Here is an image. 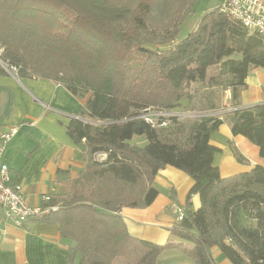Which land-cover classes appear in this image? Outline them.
Segmentation results:
<instances>
[{
  "label": "trees",
  "instance_id": "1",
  "mask_svg": "<svg viewBox=\"0 0 264 264\" xmlns=\"http://www.w3.org/2000/svg\"><path fill=\"white\" fill-rule=\"evenodd\" d=\"M195 5L0 0V74L15 69L20 78L51 80L83 101L64 128L84 149L85 165L61 202L51 199L42 205L50 208L45 214L29 218L58 226L67 264H157L168 250L189 264H217L211 247L232 264H264V166L223 177L214 162L219 149L209 141L226 120L231 133L248 139L264 158V103L222 118H174L167 127L137 118L145 108L219 109L213 91L198 99L204 87L230 89L237 105L249 71L264 69L259 34L220 4L177 39ZM233 154L244 160L237 150ZM165 166L184 171L193 183L182 219L170 239L157 244L132 236L121 210L149 206L158 194L154 178ZM196 194L200 205L193 209Z\"/></svg>",
  "mask_w": 264,
  "mask_h": 264
},
{
  "label": "crops",
  "instance_id": "2",
  "mask_svg": "<svg viewBox=\"0 0 264 264\" xmlns=\"http://www.w3.org/2000/svg\"><path fill=\"white\" fill-rule=\"evenodd\" d=\"M245 82L237 105L232 103L230 89L204 87L198 93L204 97L217 91L215 106L231 111L264 103V69H251ZM82 104L63 85L51 80L20 78L8 69L6 74H0V129L18 126L3 160L10 169L11 180L21 186L28 205L42 206L45 195L61 202L71 180L84 167V149L70 139L64 128ZM209 141L219 149L214 162L223 177L249 171L257 164L264 166L258 148L245 137L233 135L226 120L210 134ZM234 149L243 156L242 162L235 158ZM95 157L102 159L105 155L98 153ZM192 183L191 177L180 169H160L154 178L158 191L154 201L145 208H122L128 232L157 244L167 242ZM191 203L193 209L199 207L197 194L192 195ZM66 248L67 242L56 224L28 219L16 226L0 207V264H67ZM220 252L217 247L210 248L217 264H232ZM184 262V256L176 250L164 251L157 261Z\"/></svg>",
  "mask_w": 264,
  "mask_h": 264
},
{
  "label": "built area",
  "instance_id": "3",
  "mask_svg": "<svg viewBox=\"0 0 264 264\" xmlns=\"http://www.w3.org/2000/svg\"><path fill=\"white\" fill-rule=\"evenodd\" d=\"M220 10L240 20L245 27L256 31L264 42V0H221ZM15 72V69L10 70ZM13 74H16L13 73ZM230 108L218 110L193 111V110H158L152 108L143 109L137 118H142L152 126L167 127L174 118L178 120H194L201 117L215 116L222 118ZM18 126H10L0 129V207L7 219L21 226L31 217H40L50 208L48 206L32 207L27 204L22 188L11 181L10 169L4 162L3 156L8 142L17 133ZM51 200L49 195L43 196V204ZM54 208V207H53ZM183 212L178 210L176 221L182 219Z\"/></svg>",
  "mask_w": 264,
  "mask_h": 264
},
{
  "label": "rangeland",
  "instance_id": "4",
  "mask_svg": "<svg viewBox=\"0 0 264 264\" xmlns=\"http://www.w3.org/2000/svg\"><path fill=\"white\" fill-rule=\"evenodd\" d=\"M220 2H221V0H196V5L194 7L195 13L193 15L189 16L187 18V20L183 23V25L180 28L177 39H181V38L185 37L187 35V33L192 30V28L195 26L197 19L206 9H210V8L215 7V6H218L220 4ZM212 72H213V70L211 68L208 69V75H210ZM215 93H217V91ZM215 93H214V96H215L214 98L217 97V94H215ZM200 98H202V100H206L203 97H198V99H200ZM190 108H194V107L190 106ZM199 108L195 107L193 111H207V109H199ZM221 108H225V107H221ZM216 110H218V109H216ZM138 143L140 145H144L146 143V140L143 137H140V138H138ZM222 257H224L223 254H222ZM185 262H186V264H189V261L186 260ZM157 264H161V263H157Z\"/></svg>",
  "mask_w": 264,
  "mask_h": 264
}]
</instances>
